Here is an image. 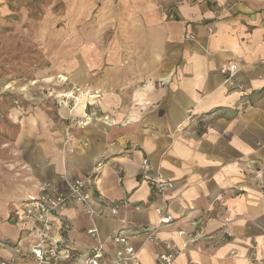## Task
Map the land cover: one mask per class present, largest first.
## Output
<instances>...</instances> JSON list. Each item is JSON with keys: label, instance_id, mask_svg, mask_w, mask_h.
I'll use <instances>...</instances> for the list:
<instances>
[{"label": "crops", "instance_id": "0c3cea01", "mask_svg": "<svg viewBox=\"0 0 264 264\" xmlns=\"http://www.w3.org/2000/svg\"><path fill=\"white\" fill-rule=\"evenodd\" d=\"M99 1L90 0L88 47L71 76L92 96L69 112L51 102L12 116L16 145L0 158V237L15 241L20 204L36 184L65 190L93 176L94 209L109 212L98 196L120 205L107 217L60 208L77 248L88 246L94 224L102 239L121 230L141 264H157L166 243L178 250L172 264H264V187L249 179L252 161L264 169V0ZM229 60L235 73L226 81L220 68ZM143 158L172 189L152 191ZM158 208L173 221L146 242ZM114 250L107 241L105 259ZM12 254L0 247V256Z\"/></svg>", "mask_w": 264, "mask_h": 264}, {"label": "rangeland", "instance_id": "374dc122", "mask_svg": "<svg viewBox=\"0 0 264 264\" xmlns=\"http://www.w3.org/2000/svg\"><path fill=\"white\" fill-rule=\"evenodd\" d=\"M92 6L90 0H0V158L7 156L6 146L16 145L12 116L20 119L51 102L56 109L65 104L67 112L73 106L72 64L78 49L88 47ZM77 32L83 39H72ZM81 90L77 102L92 96Z\"/></svg>", "mask_w": 264, "mask_h": 264}, {"label": "built area", "instance_id": "2783aa9c", "mask_svg": "<svg viewBox=\"0 0 264 264\" xmlns=\"http://www.w3.org/2000/svg\"><path fill=\"white\" fill-rule=\"evenodd\" d=\"M220 71L224 74L226 81L230 80L235 73L234 62L227 61ZM79 90H81L79 87H75L70 91L72 100L78 101ZM187 118L195 122L191 111ZM81 123V120L76 121V125ZM101 165L102 161H98L94 172H97ZM249 167L251 169L250 181L255 186L264 187V169L253 161ZM139 172L147 176L148 184L155 193L162 194L173 188V183L161 173L151 172L147 158L142 159ZM117 173L120 176L119 170ZM118 178L121 179V177ZM93 180V176L75 179L67 184L65 190L58 189L50 182L36 184L35 194L30 195L20 204L22 228L17 238L12 244L0 240V247L8 246L13 251L11 256H0V264H141L138 249L121 230L115 229L105 239H102L98 228L94 224L90 225L85 229L88 246L84 249L77 248L68 237L70 221L59 215L60 208L68 205H82L88 217L94 215L107 217L108 214L115 215L118 212L119 203H108L99 196L96 199L105 205L109 212L94 209L96 201L93 193ZM157 213L156 225L148 226L143 230L146 234V242H158V227L166 226L173 221L172 214L166 208H158ZM179 233L183 231L180 230ZM223 233L230 235L227 229ZM107 241L115 245V250L111 257L105 259ZM165 247L164 252H154L157 264H172L178 255V250L174 245L166 243Z\"/></svg>", "mask_w": 264, "mask_h": 264}]
</instances>
